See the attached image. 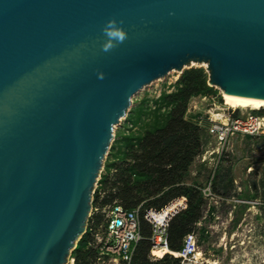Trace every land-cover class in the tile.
Here are the masks:
<instances>
[{"label": "water", "instance_id": "water-1", "mask_svg": "<svg viewBox=\"0 0 264 264\" xmlns=\"http://www.w3.org/2000/svg\"><path fill=\"white\" fill-rule=\"evenodd\" d=\"M193 61L264 98V0H0V264H69L132 98Z\"/></svg>", "mask_w": 264, "mask_h": 264}, {"label": "trees", "instance_id": "trees-1", "mask_svg": "<svg viewBox=\"0 0 264 264\" xmlns=\"http://www.w3.org/2000/svg\"><path fill=\"white\" fill-rule=\"evenodd\" d=\"M218 94L219 90L209 85L205 68L185 69L171 91L164 89L158 96L145 95L136 102L117 131L93 206L102 208L114 201L129 210L141 206L143 238L137 243L130 264H181L182 258L173 254H165L156 261L150 259L151 225L144 217L148 210L161 211L177 202L185 203L167 220L168 245L175 254L183 250L188 236H195L200 243L196 233L201 232L200 239L207 233L206 227H199L207 207L204 188L186 182L192 164L203 151V135L207 131L197 122L187 120L186 114L194 98H216ZM257 113L264 115V110ZM218 179L212 185L215 193ZM243 188L242 202L247 198L248 186ZM214 210L215 207H210L211 217ZM94 221L99 224L101 215H96ZM92 227L87 228L72 251L73 264H93L97 259Z\"/></svg>", "mask_w": 264, "mask_h": 264}, {"label": "rangeland", "instance_id": "rangeland-1", "mask_svg": "<svg viewBox=\"0 0 264 264\" xmlns=\"http://www.w3.org/2000/svg\"><path fill=\"white\" fill-rule=\"evenodd\" d=\"M207 66L205 62L193 61L185 68L203 67L207 71ZM180 75V71H172L144 86L132 98L129 110L145 95L158 96L164 89L171 91ZM215 88L219 90L218 97L205 101L195 99L203 116L204 112L215 108L214 104L229 107L225 104L223 91ZM193 105L194 102L191 101L189 107L192 108ZM236 111L239 114H246L258 110L247 108ZM126 115L114 128L113 138L102 162L103 172L99 174L101 176L105 173V163L110 148L116 139L117 131L125 122ZM186 119L191 120L190 115H186ZM203 125L206 130L207 124L203 123ZM217 152L216 143L204 134L203 151L192 164L186 182L198 183L204 188L207 207L199 227H206L207 233L202 239H200L201 232L196 233L200 243L196 241L195 252L183 257L181 264H264V135L251 139L236 136L229 146ZM217 178H219L218 193H215L212 185ZM243 185L248 186L247 198L244 202H242ZM241 203H243L242 207H240ZM183 204L185 205L183 201L172 204L158 212L160 215L157 216L152 212L151 219L167 221L181 210ZM210 207H215L212 217ZM99 215L102 221L94 224V228L102 233L105 218L102 214Z\"/></svg>", "mask_w": 264, "mask_h": 264}, {"label": "built area", "instance_id": "built-area-1", "mask_svg": "<svg viewBox=\"0 0 264 264\" xmlns=\"http://www.w3.org/2000/svg\"><path fill=\"white\" fill-rule=\"evenodd\" d=\"M198 98L202 101L209 99V97ZM195 99L192 100L194 102L193 107L188 106L186 115H190L191 120L197 122L201 127H204L203 123L207 124L206 131L208 138L213 140L218 146L217 153L224 147L229 146L236 136L256 137L258 135H264V115H260L255 111L239 114L236 109L214 104L215 108L211 109L213 112L207 110L203 116L198 107L199 103ZM99 177L101 179V175ZM100 179H97L93 190L91 200L92 208L86 226L87 231L90 225L93 226L95 224L94 217L99 215V213L105 218L102 233L94 227L91 228L94 238L93 247L98 250V257L93 264H120V262L130 264L134 256L135 247L143 238L140 219L141 206L129 210L125 209L118 201H114L102 208L94 207V194L99 187ZM152 212L160 211L151 209L146 211L144 216L151 225V235L149 238L151 249L149 257L152 261L161 259L165 254H173L183 258L195 252L196 237L192 235L186 238L184 248L181 252L177 255L171 252L168 245L169 222L162 223L152 220ZM70 260H73V264L74 259Z\"/></svg>", "mask_w": 264, "mask_h": 264}, {"label": "bare ground", "instance_id": "bare-ground-1", "mask_svg": "<svg viewBox=\"0 0 264 264\" xmlns=\"http://www.w3.org/2000/svg\"><path fill=\"white\" fill-rule=\"evenodd\" d=\"M172 71H180V70L173 69L170 72H172ZM223 97H224L225 104L228 105L230 108H235V109H247V108H250V109H253V110L264 109V98L232 95V94L225 93L224 91H223ZM155 215L156 216L160 215V213L155 212ZM152 220H156V221H159V222H162V223H166L167 222L165 220H160V219H157V218H154ZM160 254H162V253H160ZM72 262H73V260H70L69 264H72Z\"/></svg>", "mask_w": 264, "mask_h": 264}, {"label": "clouds", "instance_id": "clouds-1", "mask_svg": "<svg viewBox=\"0 0 264 264\" xmlns=\"http://www.w3.org/2000/svg\"><path fill=\"white\" fill-rule=\"evenodd\" d=\"M107 43L104 45V50L108 51L115 47L118 43H122L127 38V33L122 27H119L115 19L109 20L104 27Z\"/></svg>", "mask_w": 264, "mask_h": 264}, {"label": "crops", "instance_id": "crops-1", "mask_svg": "<svg viewBox=\"0 0 264 264\" xmlns=\"http://www.w3.org/2000/svg\"><path fill=\"white\" fill-rule=\"evenodd\" d=\"M183 207H184V204H183L182 208H183ZM182 208H181V209H182Z\"/></svg>", "mask_w": 264, "mask_h": 264}]
</instances>
